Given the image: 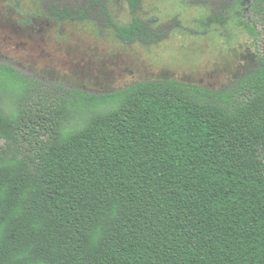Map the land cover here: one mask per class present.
<instances>
[{"label":"trees","instance_id":"trees-1","mask_svg":"<svg viewBox=\"0 0 264 264\" xmlns=\"http://www.w3.org/2000/svg\"><path fill=\"white\" fill-rule=\"evenodd\" d=\"M111 1L49 13L164 39L143 0H126L125 24ZM248 7L261 53L221 91L157 79L95 93L0 62V264H264V0Z\"/></svg>","mask_w":264,"mask_h":264},{"label":"rangeland","instance_id":"rangeland-1","mask_svg":"<svg viewBox=\"0 0 264 264\" xmlns=\"http://www.w3.org/2000/svg\"><path fill=\"white\" fill-rule=\"evenodd\" d=\"M251 0H143L138 15L164 33L159 43L125 42L99 12L85 21L58 20L51 6L86 0H0V62L48 81L112 92L145 80H178L221 91L251 71L261 53ZM236 4L225 26H208L221 4ZM125 24L126 0H112Z\"/></svg>","mask_w":264,"mask_h":264}]
</instances>
